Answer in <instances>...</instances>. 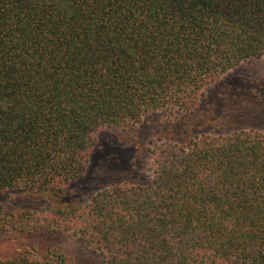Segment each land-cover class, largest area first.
Returning <instances> with one entry per match:
<instances>
[{"label":"trees","instance_id":"trees-1","mask_svg":"<svg viewBox=\"0 0 264 264\" xmlns=\"http://www.w3.org/2000/svg\"><path fill=\"white\" fill-rule=\"evenodd\" d=\"M264 56V0H0V236L69 232L103 264H264V132L150 140L144 184L68 195L101 131L193 111ZM0 264H72L36 246Z\"/></svg>","mask_w":264,"mask_h":264},{"label":"rangeland","instance_id":"rangeland-1","mask_svg":"<svg viewBox=\"0 0 264 264\" xmlns=\"http://www.w3.org/2000/svg\"><path fill=\"white\" fill-rule=\"evenodd\" d=\"M240 128L264 132V56L241 62L210 85L193 111L157 110L145 114L131 128L99 133L83 178L68 195L73 201L89 199L114 183L144 184L152 177L148 146L153 142L186 144L197 133H220ZM0 201L18 210L40 207L43 196L0 194ZM36 246H56L72 264H103L101 256L69 232H10L0 236V258Z\"/></svg>","mask_w":264,"mask_h":264}]
</instances>
